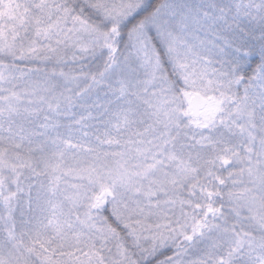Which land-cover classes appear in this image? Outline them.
<instances>
[{"label":"snow or ice","instance_id":"snow-or-ice-1","mask_svg":"<svg viewBox=\"0 0 264 264\" xmlns=\"http://www.w3.org/2000/svg\"><path fill=\"white\" fill-rule=\"evenodd\" d=\"M0 264H264V0H0Z\"/></svg>","mask_w":264,"mask_h":264}]
</instances>
